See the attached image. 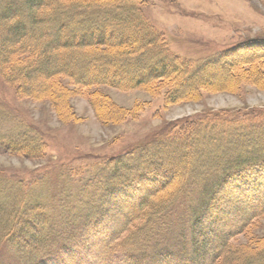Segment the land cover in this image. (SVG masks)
<instances>
[{"label":"rangeland","instance_id":"1","mask_svg":"<svg viewBox=\"0 0 264 264\" xmlns=\"http://www.w3.org/2000/svg\"><path fill=\"white\" fill-rule=\"evenodd\" d=\"M127 1L153 28L161 47L177 58L196 66L218 55L216 59L225 63L234 61L233 83L224 90L217 86L203 88L191 98L171 102L168 94L175 85L172 80L120 90L106 85L84 87L68 77H60L46 83V87L66 89L67 94L62 97L60 94L28 96L18 85L8 82L0 70V241L3 242L0 264L22 262L9 243L4 244L8 235L20 229L17 225V228L10 227L11 222L7 225L16 201L33 206L38 202L49 205L51 228L56 231L63 227L69 209L82 208L90 198L97 200L105 186L113 183L123 190L122 200L126 204L124 209L114 207L104 219L117 223L148 177L140 174L144 173L142 170L162 177L169 169H177L179 175L187 173V179L195 181L192 187L188 184L185 188L188 200L174 198L175 201L168 202L172 215L160 225L158 239L167 238V242L177 245L179 231L185 229L181 216L189 213L193 200H200V193L207 189L201 178L210 174L208 169L217 163L246 154H242L240 146L225 150L217 146H226L224 136L235 132L240 125L237 119L252 112L264 114V43H260L264 41V0ZM123 8L126 9L111 13L123 18L131 12ZM99 12L100 16L106 14L105 10ZM69 15L66 12L47 17L52 38L57 30L55 23L66 20ZM78 19L83 20L85 16ZM113 25L119 32L128 34L130 41L153 40L136 26L118 22ZM0 31V35H7L8 26L2 24ZM13 62L10 67L20 63L18 58ZM0 65L6 68L8 64L1 59ZM223 76L218 70L206 74L204 80L218 82ZM39 87L44 86L40 83ZM175 125L178 127L160 145L126 156V152L138 146L163 138ZM256 125V128L263 127ZM261 130L264 135V129ZM20 142L25 147L23 151L16 146ZM258 143L264 147V138H258ZM32 149L40 150L39 155ZM117 166H120V177L114 179L111 175ZM257 173L251 169L249 174H239L235 177L238 181L226 185L224 191L228 196L222 198L224 206L219 210L223 224H231L238 209L236 203L245 200L242 192L234 188L244 185L241 179L246 175L250 180H264V175ZM183 188L178 195L183 193ZM75 223L77 226L68 237L79 235L82 223ZM110 229H104L102 234ZM132 230L130 226L123 230L119 241L130 242L134 237ZM154 238L152 234L148 236L149 246ZM231 244L241 246L246 253L264 248V217L254 220L247 230L232 238ZM114 257L120 262V256Z\"/></svg>","mask_w":264,"mask_h":264},{"label":"trees","instance_id":"2","mask_svg":"<svg viewBox=\"0 0 264 264\" xmlns=\"http://www.w3.org/2000/svg\"><path fill=\"white\" fill-rule=\"evenodd\" d=\"M123 7L131 11L123 18L111 13L126 9ZM101 10L106 14L100 16ZM66 12L70 15L55 23L57 30L52 38L47 17ZM79 16H85V19L79 20ZM117 22L136 26L153 40L148 44L130 41L128 34L114 27ZM2 24L8 26V34L0 35V62L2 59L8 65L6 68L0 65V70L8 82L18 85L28 96L51 94L57 97L60 94L62 97L67 94L66 89L54 85L46 87V83L60 77H68L84 87L106 85L120 90L139 88L158 80H172L175 85L168 99L178 102L193 97L203 88L227 89L234 80L235 62L216 59L220 55L196 66L170 54L156 41L153 28L127 0H0V28ZM20 57L25 59L20 60ZM16 58L20 63L10 67ZM118 60L122 63L118 64ZM134 62L136 66H133ZM218 70L224 75L218 82L204 80L206 74ZM35 80L44 87L35 84ZM236 121L240 125L235 132L224 136L226 146L218 144L217 147L225 150L240 146L239 150L246 154L217 163L208 169L210 174L201 178L207 189L200 193V200H193L189 213L181 216L185 229L179 231L177 245L167 242V238L164 241L158 239L160 225L172 215L168 202L175 201L174 198L188 200L190 197L185 188L195 183L187 179V173L179 175L177 169H169L162 177L142 170L144 173L140 174H148V177L142 181L143 187L138 189L136 199L117 223L104 219L114 207L124 209L126 204L122 200L123 190L113 183L105 186L97 200L90 198L82 208L69 209L63 227L56 231L51 228L49 205L38 202L33 206L16 201L7 217L10 219L7 225L11 222L10 227L17 228V225L20 229L16 234L8 235L4 244L9 243L21 264H264V260L259 259L264 257V248L246 253L241 246L231 244L232 238L247 230L257 218L264 217V180H250L246 175L241 179L244 185L234 188L242 192L245 200L236 203L238 209L231 224H223L219 211L224 206L222 198L228 196L224 189L228 183L238 181L237 175L249 174L251 169H255L257 175H264V147L258 143V138H264L260 132L264 129V114L252 112ZM256 123L263 127L256 128ZM176 126L163 138L138 146L126 152V156L160 145ZM16 146L21 151L25 149L21 142ZM32 151L40 153L37 149ZM113 171L114 179L120 177V166ZM182 187L183 193L178 195ZM76 221L82 223L79 235L68 237L71 229L77 226ZM128 226L134 228V237L130 242L119 241ZM106 228L111 229L102 234ZM151 234L155 238L149 246L146 241ZM2 243L0 241V245ZM114 255L120 256V262L115 261Z\"/></svg>","mask_w":264,"mask_h":264},{"label":"bare ground","instance_id":"3","mask_svg":"<svg viewBox=\"0 0 264 264\" xmlns=\"http://www.w3.org/2000/svg\"><path fill=\"white\" fill-rule=\"evenodd\" d=\"M238 82V81H237Z\"/></svg>","mask_w":264,"mask_h":264}]
</instances>
